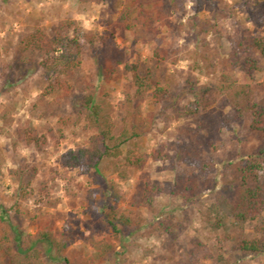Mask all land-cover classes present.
<instances>
[{"label": "rangeland", "instance_id": "374dc122", "mask_svg": "<svg viewBox=\"0 0 264 264\" xmlns=\"http://www.w3.org/2000/svg\"><path fill=\"white\" fill-rule=\"evenodd\" d=\"M165 1L169 15L163 22L143 27L139 17L126 29L119 20L126 0H0V243L3 232L12 241L15 229L28 241L46 230L67 239V262L52 253L50 259L40 248L45 264H92L102 241L113 251L93 264H264V255L239 249L243 240L255 238L254 224L233 220L228 210L235 184L227 164L252 157L261 141L250 129V114L237 121L223 102L187 112L196 108L188 82L217 84L231 51L261 36L264 0H183L180 10ZM71 21L98 39L85 45L75 78L97 87L114 134L128 111L125 95L135 91L125 65L150 69L154 81L169 87L167 98L145 95L139 102L149 130L139 141L138 152L147 158L138 167L121 159L101 160L96 167L88 160L81 167L62 162L68 151L94 149L95 134L84 129L74 106L88 93L73 91L58 101L43 97L46 80L33 63H21L32 55L20 51L19 41L36 28L51 36ZM155 49L166 58L155 61ZM249 55L261 70L246 72L239 64L233 73L264 106V61L252 49ZM108 59L119 62L110 79L102 75ZM157 151L168 158H152ZM198 152L213 169L198 198L185 204L168 191L177 176L198 174ZM31 169L35 174L25 187L21 173ZM109 206L130 221L117 238L104 219Z\"/></svg>", "mask_w": 264, "mask_h": 264}, {"label": "trees", "instance_id": "16d2710c", "mask_svg": "<svg viewBox=\"0 0 264 264\" xmlns=\"http://www.w3.org/2000/svg\"><path fill=\"white\" fill-rule=\"evenodd\" d=\"M182 1L169 0L167 7L180 10ZM258 1L255 0L256 3ZM197 2L201 5L200 0ZM165 5V0H126L119 20L125 24L126 29H132L133 21L139 17L143 19V27L151 23H160L169 15ZM216 12L224 14L223 10H216ZM191 20L197 23L194 18ZM188 26L192 30L194 23ZM204 32L208 30L204 29ZM97 40L95 35L77 28L72 21L61 25L60 29L51 36L42 28H36L23 35L19 41L20 51H26L30 56L32 55V58L26 57L20 61L23 65L33 63L35 70L39 71L46 80L47 85L42 93L43 97L51 96L58 101L73 91L88 93L74 106L78 111V118L84 122V129L95 134L92 139L94 149L93 151L86 149L68 151L62 156V162L66 166L81 167L88 160L92 162L93 167H96L101 160L121 159L130 167H138L147 158L146 155L138 152L139 141L141 136L149 130L148 121L141 117L139 102L145 98V95L155 100L167 98L169 87L160 86L154 81L156 76L150 69L141 71L138 65H125V71L132 74L135 91L132 95H125V105L128 111L120 133L114 134L107 105L96 99L97 87L85 81H77L75 78L82 64L85 45H93ZM251 49L264 61V31L261 36L250 39L246 47H242L239 43L238 48L231 51L227 59V70L221 72L217 84L196 86L195 82H188L190 85L187 91L193 95L196 108L187 110V112L195 114L199 107L206 108L210 104L223 102L233 111L234 119L237 121L242 120L244 113L250 114V129L260 136L261 141L252 157L234 164H227L231 183L235 184L234 198L228 210L233 220L249 221L255 226V238L243 240L239 246L240 251L264 255V221L261 217L264 211V106L255 102L252 86L240 83L233 73L234 67L239 64L246 72L261 70L257 60L249 55ZM165 56L160 49H155L152 53L155 61L164 60ZM118 63V61L108 59L102 71L103 77L110 79ZM261 86L264 88V81ZM38 101H41V97ZM31 114H33L32 110ZM196 144L202 143H192L193 146ZM150 156L154 159L168 158L165 153L161 155V151L154 152ZM195 161L198 174L177 176L168 191V194L177 197L185 204L198 198L202 184L206 181V174L213 169L210 161L200 160L199 152ZM21 174L22 183L28 187L35 170L31 169ZM149 188L156 193L162 191L158 185H151ZM115 199H117L116 196ZM104 215L106 224L116 238L122 233V228L130 225L128 217L118 214L114 206H109ZM13 231L12 241L8 234L3 232L2 243H0V264H45L40 248H45L46 255L50 259L53 258L52 253L67 262V259L62 257L68 247L67 239L58 238L51 231L46 230L40 231L33 241H28L23 239L16 229ZM112 251L113 246L102 241L96 245L92 261L101 262L107 259ZM217 261L222 262V257H217Z\"/></svg>", "mask_w": 264, "mask_h": 264}]
</instances>
